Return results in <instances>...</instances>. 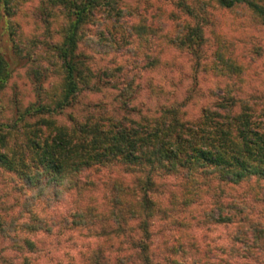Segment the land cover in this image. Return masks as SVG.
Returning a JSON list of instances; mask_svg holds the SVG:
<instances>
[{
	"label": "trees",
	"instance_id": "obj_1",
	"mask_svg": "<svg viewBox=\"0 0 264 264\" xmlns=\"http://www.w3.org/2000/svg\"><path fill=\"white\" fill-rule=\"evenodd\" d=\"M13 1L0 0V24ZM212 1L228 12L244 6L264 27V6L256 0ZM118 2L52 0L66 15L53 57L60 84L35 88L36 101L0 124V242L7 243L0 264H264V222L251 216L245 196L227 192L243 187L264 199V98H244L247 84L222 81L210 89L200 82L209 70L216 78L240 76L242 66L219 35L205 56V10L181 3L192 22H177L169 32L142 19L126 31L147 46L146 71L171 69L169 50L189 54L191 84L147 77L145 91L155 103L136 102L140 75H125L121 66L94 73L79 53L81 43L117 49L116 31H125ZM108 20L113 26L105 28ZM92 22L98 29L90 38L85 28ZM123 44L130 41L124 37ZM9 77L0 57V88ZM84 93H107L110 101L59 119ZM204 196L212 209L197 214L191 204ZM66 201L71 210L50 220L47 211ZM189 222L200 234L189 235ZM210 226L225 229L222 246L210 239ZM44 236L55 244L42 246Z\"/></svg>",
	"mask_w": 264,
	"mask_h": 264
},
{
	"label": "rangeland",
	"instance_id": "obj_2",
	"mask_svg": "<svg viewBox=\"0 0 264 264\" xmlns=\"http://www.w3.org/2000/svg\"><path fill=\"white\" fill-rule=\"evenodd\" d=\"M264 6V0H256ZM181 3H186L193 10L198 11V5H201L207 18L208 25H205V36L209 40L205 47V56L208 59L214 50L215 38L219 35L223 47H227L233 58L242 66L240 76L231 74V76L222 75L216 78L212 71L206 75L200 74V82L205 87L212 88V84H221L222 81L228 84H247L243 97L249 98L255 95L254 100L264 98V27L261 22L252 16L244 8L239 7L233 12L219 10L212 0H119L118 7L123 9L125 16L121 20V26L125 31L117 32V49L105 51L104 49H95L88 45H79V53L86 57V63L95 72L101 73L107 68L121 66L123 73L130 76L135 75V83L139 86V94L135 95L136 102L153 105L146 94V79L150 77L154 83H165L170 78H180L179 86L182 84H191V65L194 59L185 51L172 49L165 54V58L172 56L173 67L158 68L153 71H146V60L144 57L147 52L146 45L134 33L127 30V26L140 25L142 19H146L147 24L152 27H161L164 31H169L173 24L177 22H192L190 17L182 13ZM199 12V11H198ZM11 15H5L0 24V57L8 65L10 77L5 86L0 88V124H7L15 117L17 110L26 108L30 103L37 99L35 88L42 86L45 90L52 89L53 84H60V75H57L55 68V59L53 58L54 47L61 43L62 31L66 22L65 11L60 6H55L52 0H14L11 3ZM197 13V12H196ZM106 14L103 10L95 11V16L101 20ZM105 28L113 26V21H106ZM98 27L92 22L85 28V33L92 38ZM123 29V30H124ZM108 37V34L105 35ZM130 41L129 46L123 44V38ZM226 52V51H224ZM125 75L120 77L122 82ZM122 78V79H121ZM185 78V79H184ZM114 84V83H110ZM116 84V83H115ZM181 84V85H180ZM118 91L111 92V97L116 96ZM107 93L83 94L81 99L71 108L66 109L59 119L63 120L70 114H89L95 112V107L101 103H109ZM110 97V95H109ZM120 114V112H118ZM119 172V171H118ZM114 172V177L119 176ZM108 174V173H107ZM106 173L103 178L110 176ZM214 181V185H217ZM3 182L0 179V188ZM264 186V184H263ZM227 192L231 196H245L249 202L251 216L264 222V199L255 200V193L248 192L245 188L228 187ZM13 197V192L10 194ZM51 196V195H48ZM226 198L227 200H225ZM223 201H229L230 198L223 197ZM14 204V203H13ZM208 196H204L201 201L191 204L195 213L209 212L212 207ZM16 205V204H14ZM71 206L67 203L54 204V208L47 211L50 220L56 215L64 214L70 211ZM16 206L14 211L17 210ZM186 228L189 235L200 234V229L195 222H189ZM187 224V225H188ZM174 229V228H173ZM204 232L201 230V233ZM210 239L215 240V244L222 246L225 243V229L221 226H210L208 228ZM177 235V234H174ZM42 246L55 244V239L44 236ZM7 246V243L0 242V248ZM62 248L67 244L62 243ZM60 251L55 254L58 255ZM5 257L12 258V254L5 252Z\"/></svg>",
	"mask_w": 264,
	"mask_h": 264
}]
</instances>
